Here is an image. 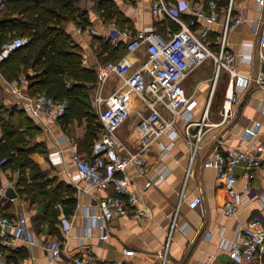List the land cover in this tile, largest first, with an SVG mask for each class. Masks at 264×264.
I'll use <instances>...</instances> for the list:
<instances>
[{
    "label": "crops",
    "instance_id": "obj_1",
    "mask_svg": "<svg viewBox=\"0 0 264 264\" xmlns=\"http://www.w3.org/2000/svg\"><path fill=\"white\" fill-rule=\"evenodd\" d=\"M98 1L78 0L76 7L77 12L85 13L89 22L87 25L102 29L111 19L106 21L102 10L96 8ZM109 1L115 3L122 17L127 20L124 26L131 33L143 27L158 28L157 24L161 27L165 21L152 14L151 0ZM183 1L187 4L185 8H182ZM167 2L178 9V15L184 23L196 30L201 26V20L197 19L194 11L206 0ZM260 2L261 4L259 0L233 1V14H242L245 21L238 24L227 38V49L235 56L244 57V60L236 57L232 67L239 74L249 77L248 86H236L229 69L220 68L216 75L213 60L206 59L183 80L187 96L197 101L193 110V124L188 133L184 129V122L176 118L177 135L172 144L166 134L150 140L149 149L144 154V173L133 165L125 168L130 188L138 194V205L146 213L144 218L135 215L126 201V214L113 212L109 220L93 217V214L100 213V200L113 195V189L89 187L82 181L78 182L77 188L68 178L66 169L74 170L69 164L72 152L83 158L92 157L93 144L101 133H97L89 146L84 138V118L79 120L76 116H70L64 123L60 119L33 120L23 108L24 99L30 96L27 92L29 78L25 77V82L20 83L18 79L22 75L26 76L25 74L11 81L0 72V111L13 108L23 110L36 126L34 137L28 139L25 148L31 161L39 168V176L43 174V178H30L29 169H26V180L29 183L44 180L31 193L23 192L22 187L17 185L18 169L2 168L0 162V210L16 222L21 218L25 220L27 232L31 236L30 241L14 239L5 248V259L11 264H49L43 246L50 240H57L62 247V257L56 264H68L76 254H87L97 264H201L209 256L211 264H251L232 255L229 248L238 235V229L245 226L251 218H258L264 227V87L258 86L254 80L264 65V45L260 42V33L264 31V0ZM77 26L71 21L65 22V30L71 34L85 59L82 60L83 66L92 68L95 72V65L99 62L97 56L107 54L101 49L103 41L97 37L77 34ZM124 26L120 24L121 28ZM219 32L220 24H212L208 42L213 50L216 49ZM109 44L111 45L110 42ZM97 49L99 51L95 53ZM123 57L131 63L132 68H137L146 61L147 54L144 49L131 55H126L125 51V55L117 60ZM96 86L97 81L93 88H89L93 94L88 102L97 115L93 103ZM116 91L126 95L125 103L129 111V117L116 130V135L130 150H134L141 143L136 111L147 115L148 110L136 95L128 92L123 80L114 74L105 82L103 95ZM230 94L233 96L230 110L223 120L225 98ZM205 108L206 117L199 125ZM256 126L258 131L246 137V130ZM199 129L201 133L199 139H196ZM1 134L0 128V137ZM166 146L168 148L163 151ZM215 148L251 149L263 157V164L255 168L248 183L241 178V165L233 169L236 177L235 190L240 199L248 200L238 207L232 217L223 214L227 191L222 180L216 176L213 168L204 165V160ZM53 152H58L61 156L60 163L53 164L50 161L49 154ZM162 167L167 168V175L144 189L145 183L150 177L154 178V174ZM60 182L72 188L75 200L73 206L65 201H56L50 194ZM8 187L14 190L15 197L5 195ZM62 194L63 199L69 197L67 193ZM197 198L199 202L190 207V203ZM50 207L55 214H51ZM63 218L70 220L72 224L66 234L61 232ZM50 220H54L58 233L51 231ZM172 224L174 226L171 228ZM1 248L0 245V250ZM123 248L134 250V254H125Z\"/></svg>",
    "mask_w": 264,
    "mask_h": 264
},
{
    "label": "built area",
    "instance_id": "obj_2",
    "mask_svg": "<svg viewBox=\"0 0 264 264\" xmlns=\"http://www.w3.org/2000/svg\"><path fill=\"white\" fill-rule=\"evenodd\" d=\"M233 1L227 0L223 7H220L216 0H206L205 3L199 4L194 11L197 19L201 20V26L197 30L184 23L178 15V9L169 5L167 0H151V11L160 20L166 18L174 20L179 25L177 30L167 26L161 31L155 26H150L131 33L127 27L121 28L115 18L111 19L108 24L106 23L107 25L102 29L91 25L77 26L76 32L79 35L97 37L103 42H110L112 46L122 43L126 55H131L141 49H144L147 54L146 61L137 68H132L131 63L125 57L117 61L98 62L95 65L97 86L93 103L102 131L93 144L92 157L83 158L78 153L72 152L69 164L74 170L66 169L68 178L77 188H79L78 182L82 181L89 187L113 189V195L100 200V213L93 214V217L109 220L113 212L126 214L125 201L135 215L146 217L145 211L138 205L139 196L130 188L124 170L128 165H133L139 172L144 173L146 168L144 154L149 149L150 140L166 134L172 144V140L177 135L176 118L184 122V129L188 133L193 124V110L197 105V101L187 96L183 88V80L189 72L206 59L211 58L215 65L216 75L220 68L229 69L236 86H248L249 77L239 74L232 67L236 57L239 60H244V57L235 56L227 49L228 34L238 24L245 21L242 14H233ZM4 2L5 0H0V9ZM182 3V8H185L187 4L184 1ZM259 4H261L260 0ZM214 23L220 24V32L216 39V49L213 50L209 46L208 36ZM28 41V36H15L5 40L0 47V62ZM260 42L264 45V31L260 33ZM114 74L123 80L128 92L136 95L148 110L147 115L136 111L141 143L134 150H130L116 135V130L129 117L125 103L126 95L117 91L107 96L103 95L105 82ZM25 80L24 75L18 79L20 83ZM254 80L258 86L264 87L262 71L257 72ZM232 97L230 94L225 98L223 120L230 110ZM24 100V110L33 119L40 121L59 120L67 109L65 99L56 100L44 92L31 97L26 96ZM206 114L207 108L203 112L202 122H199V125L204 122ZM257 131L258 126L247 129L246 137L254 135ZM200 133L199 129L196 139H199ZM167 148L168 146L163 148V151ZM49 159L53 164H58L62 160L58 152L49 154ZM261 164H263V157L251 149L239 148H215L204 160V165L215 170L216 176L222 180L226 188L227 194L223 205L225 216H234L238 207L248 200V198L240 199L235 190L236 177L233 172L235 166H242L241 178L248 183L254 175L255 168ZM167 173L168 170L164 167L157 170L154 178L150 177L145 183L144 189L158 183ZM198 202L199 198L195 199L190 203V207H194ZM71 225L70 220L63 218L61 232L68 233ZM173 226L174 224L171 228ZM16 238L30 241L31 236L27 232L25 220L21 218L16 222L0 210V245L2 246L0 264H11L5 259V248L9 247ZM43 251L49 264H56L57 260L62 257V247L57 240L48 241L43 246ZM123 251L127 255L134 254V250L131 249L123 248ZM229 252L251 264H264V227L258 218H251L245 226L238 229V235L232 242ZM68 264L97 263L87 254H76L70 258ZM201 264H211V256Z\"/></svg>",
    "mask_w": 264,
    "mask_h": 264
},
{
    "label": "trees",
    "instance_id": "obj_3",
    "mask_svg": "<svg viewBox=\"0 0 264 264\" xmlns=\"http://www.w3.org/2000/svg\"><path fill=\"white\" fill-rule=\"evenodd\" d=\"M77 1L5 0L0 14V47L5 40L15 36H28L29 41L0 62V72L8 80L18 78L20 73L29 74L27 92L30 96L44 92L56 100L65 99L67 109L60 121L64 123L70 116H76L79 120L84 118L86 121L84 138L91 146L97 133L102 131L95 111L91 110L86 92L87 89L94 87L96 74L92 68L83 66L79 46L65 30V22L68 21L76 25L89 24L85 13L77 12ZM216 2L219 6H224L227 0ZM96 8L102 10L106 21L115 18L119 24L125 25L127 20L122 17L113 1L99 0ZM157 26L161 31L165 26L173 30L179 28L170 18H166L161 27L159 24ZM102 45V52L106 51L109 54L106 62L117 60L125 52L122 43L114 47L109 42H103ZM33 120L23 110L16 108L0 111L1 167L19 170L17 185L26 193H31L38 183L44 181L42 179L36 183H29L25 175L26 169H29L30 178H43V174L39 176L41 172L31 161L25 148L28 139L33 138L36 133ZM56 185L50 193L54 199L73 206L75 200L72 197V188L62 182ZM63 192L69 197L63 199ZM49 209L51 214H55L52 207ZM49 224L51 231L58 233L54 220H50Z\"/></svg>",
    "mask_w": 264,
    "mask_h": 264
},
{
    "label": "rangeland",
    "instance_id": "obj_4",
    "mask_svg": "<svg viewBox=\"0 0 264 264\" xmlns=\"http://www.w3.org/2000/svg\"><path fill=\"white\" fill-rule=\"evenodd\" d=\"M3 8L4 7H2V9H1V11L3 10ZM81 51H82V49H80ZM98 49H97V51H95V53L97 52L98 53ZM122 55H125V52H123V54ZM109 56V54L107 53H105V55H104V53H102V55H98L97 56V58H98V61L99 62H106V59H107V57ZM85 59H84V57H83V61H84ZM108 61V60H107ZM21 75V73L19 74V76ZM11 81L12 80H15V79H10ZM86 92H87V100L89 101L91 98H92V94H93V91H90L89 89H87L86 90ZM89 94H90V96H89ZM18 172H19V170H18ZM19 174H20V172H19Z\"/></svg>",
    "mask_w": 264,
    "mask_h": 264
},
{
    "label": "water",
    "instance_id": "obj_5",
    "mask_svg": "<svg viewBox=\"0 0 264 264\" xmlns=\"http://www.w3.org/2000/svg\"><path fill=\"white\" fill-rule=\"evenodd\" d=\"M93 3V2H92ZM262 71L264 72V65L262 66ZM26 78H29V74H26L25 76ZM5 195L9 198L15 197L16 193L14 192V190L11 187H8L5 191Z\"/></svg>",
    "mask_w": 264,
    "mask_h": 264
}]
</instances>
